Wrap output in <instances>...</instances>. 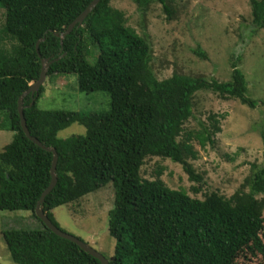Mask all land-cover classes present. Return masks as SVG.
I'll return each mask as SVG.
<instances>
[{"label":"trees","instance_id":"trees-1","mask_svg":"<svg viewBox=\"0 0 264 264\" xmlns=\"http://www.w3.org/2000/svg\"><path fill=\"white\" fill-rule=\"evenodd\" d=\"M91 1L0 0V130L12 133L0 149V211H25L39 223L35 228L2 231L11 261L100 264L56 236L35 215L39 197L50 183L52 154L23 133L17 101L39 78L40 58H44L57 59L46 77L76 74L79 91L106 92L110 99L105 113L43 111L37 102L45 92L44 83L32 97L23 99L30 135L54 148L58 156L56 184L42 203L56 227L54 208L71 204L73 208L81 198L109 184L113 204L108 234L115 246L106 258L108 264H237L240 257L264 264V165H253L251 175L230 197L212 191L195 198L184 189L167 187L161 171L154 180L140 175L147 158L169 159L198 184L192 192H200L203 177L192 164L197 159L192 141L212 146L220 132L219 120L210 116L196 135L185 133L183 125L192 116L193 96L200 91L256 107V101L246 97L245 77L237 68L239 57H230L228 82L177 72L158 80L151 69L148 39L127 25L125 14L111 0H100L60 44L55 33L63 32ZM132 1L141 12L157 2L167 18L172 17L174 0ZM249 5L251 24L264 29V0H249ZM86 42L98 49L93 63L86 60ZM193 52L207 59L204 51ZM72 124L83 126L85 135L58 138ZM260 130L264 140V128Z\"/></svg>","mask_w":264,"mask_h":264},{"label":"rangeland","instance_id":"rangeland-1","mask_svg":"<svg viewBox=\"0 0 264 264\" xmlns=\"http://www.w3.org/2000/svg\"><path fill=\"white\" fill-rule=\"evenodd\" d=\"M126 17L127 25L148 39L152 60L151 69L158 80L173 73L202 76L208 81H230V57H239L238 69L246 81V97L256 101L251 109L235 98H220L211 91H200L193 96L192 116L184 123L185 133L199 134L210 122V116L219 120L220 132L215 134L211 146H200L193 139L197 159L192 161L203 182L200 192L193 193L190 182L181 166L169 159L147 158L140 168L144 179L161 180L170 189H184L190 196L203 198L215 191L225 197L233 195L243 181L251 175L252 166L264 165V29L251 24L249 0H174L170 19L161 5L154 2L146 12L137 9L132 0H111ZM3 12L0 10V28ZM242 34L240 37L237 34ZM85 37V34H84ZM86 60L95 61L98 49L85 43ZM204 51L207 59L193 51ZM45 92L37 102L43 111H76L84 114L105 113L110 110L106 92L79 91L76 74H58L45 78ZM85 135V128L72 124L58 133V138ZM12 133L0 130V149L10 142ZM113 204L111 185L88 195L71 205L52 210L58 227L78 238L105 258L114 253L115 240L108 234V212ZM74 211V212H73ZM39 227L28 212L0 211V264H14L5 248L2 231L8 228ZM237 264H262L259 259L244 260Z\"/></svg>","mask_w":264,"mask_h":264},{"label":"water","instance_id":"water-1","mask_svg":"<svg viewBox=\"0 0 264 264\" xmlns=\"http://www.w3.org/2000/svg\"><path fill=\"white\" fill-rule=\"evenodd\" d=\"M99 1L100 0H92L90 2V4L84 9V11L72 23H70L68 25V27L63 32L55 33V36L58 37L59 40H60V44L62 43V39L67 34H69L75 26L79 27L81 25V23L83 22L85 17L92 11V9L96 6V4ZM43 40L44 39L42 38L39 41H37L36 50H38V45ZM55 60H57V59H55ZM55 60H53V61H55ZM53 61L49 60V59L40 58L41 69H40L39 78L35 82H33L31 84V86L18 98V101H17V111H18V114H19L20 126H21V129H22L23 133L25 134V136L32 143L37 145L42 150L52 154V160H51V166H50V183L46 187V189H44V191L41 193V195L39 197V200H38V202L36 204V207H35V215L56 236H58L60 238H63V239H66V240L74 243L80 249H82L84 252H86L89 255H91L92 257L98 259L100 264H108L107 259L105 257H103L99 252L95 251L89 245H87L86 243L82 242L78 238L73 237V236L63 232L58 227H56L49 220V218L47 217V215L44 213V211L42 209V203L44 201V197L52 190V188L56 184L55 168H56V163H57L58 156H57V153H56L54 148L44 146L38 139H36V138H34V137H32L30 135V133H29V131L27 129V126H26V122H25L24 116H23V108H24L23 107V99L28 94L32 97L33 94L36 93L39 90L40 86L44 83V80L46 78L48 67L52 64ZM32 104H33V99H32V101H31L29 106H31Z\"/></svg>","mask_w":264,"mask_h":264},{"label":"clouds","instance_id":"clouds-1","mask_svg":"<svg viewBox=\"0 0 264 264\" xmlns=\"http://www.w3.org/2000/svg\"><path fill=\"white\" fill-rule=\"evenodd\" d=\"M45 81V80H44Z\"/></svg>","mask_w":264,"mask_h":264}]
</instances>
